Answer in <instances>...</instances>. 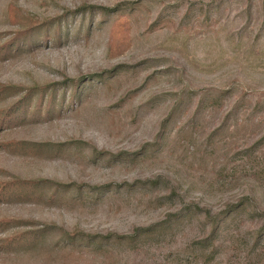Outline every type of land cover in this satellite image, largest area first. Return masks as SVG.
I'll return each instance as SVG.
<instances>
[{
    "label": "rangeland",
    "instance_id": "rangeland-1",
    "mask_svg": "<svg viewBox=\"0 0 264 264\" xmlns=\"http://www.w3.org/2000/svg\"><path fill=\"white\" fill-rule=\"evenodd\" d=\"M0 264H264V0H0Z\"/></svg>",
    "mask_w": 264,
    "mask_h": 264
}]
</instances>
